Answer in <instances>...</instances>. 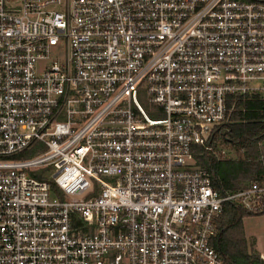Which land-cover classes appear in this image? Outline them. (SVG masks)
<instances>
[{"label":"built area","instance_id":"obj_1","mask_svg":"<svg viewBox=\"0 0 264 264\" xmlns=\"http://www.w3.org/2000/svg\"><path fill=\"white\" fill-rule=\"evenodd\" d=\"M251 94L263 3L0 0V264H224V206L264 213V140L233 192L192 147Z\"/></svg>","mask_w":264,"mask_h":264},{"label":"trees","instance_id":"obj_2","mask_svg":"<svg viewBox=\"0 0 264 264\" xmlns=\"http://www.w3.org/2000/svg\"><path fill=\"white\" fill-rule=\"evenodd\" d=\"M264 4V0H246ZM264 140V99L258 94L235 97V108L230 122L215 127L206 149L200 145L192 147L195 166L208 171L213 187L221 192L236 191L250 183L262 173L258 143ZM223 148L233 150L236 158H225ZM51 189L58 192L51 182ZM264 214V213H263ZM250 214L240 206L228 203L218 220V235L212 240L225 264H264L244 237L242 218L259 216Z\"/></svg>","mask_w":264,"mask_h":264},{"label":"crops","instance_id":"obj_3","mask_svg":"<svg viewBox=\"0 0 264 264\" xmlns=\"http://www.w3.org/2000/svg\"><path fill=\"white\" fill-rule=\"evenodd\" d=\"M264 218L259 216H245L242 218L243 233L246 240L254 243V249L264 261V230L258 227V219Z\"/></svg>","mask_w":264,"mask_h":264},{"label":"rangeland","instance_id":"obj_4","mask_svg":"<svg viewBox=\"0 0 264 264\" xmlns=\"http://www.w3.org/2000/svg\"><path fill=\"white\" fill-rule=\"evenodd\" d=\"M259 151V148H258ZM223 153L225 158H236L237 156H239L238 154H235L233 150H230L229 148H223ZM240 157V156H239ZM249 183H245L244 186H247ZM258 227L264 230V218H259L258 219ZM248 244H250L252 241L251 240H247ZM222 260V259H221ZM222 262L225 264V262L222 260Z\"/></svg>","mask_w":264,"mask_h":264}]
</instances>
